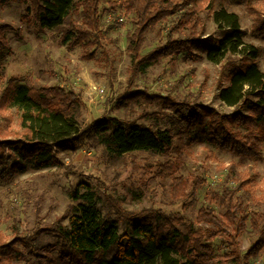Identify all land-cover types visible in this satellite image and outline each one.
I'll list each match as a JSON object with an SVG mask.
<instances>
[{
  "label": "trees",
  "instance_id": "trees-1",
  "mask_svg": "<svg viewBox=\"0 0 264 264\" xmlns=\"http://www.w3.org/2000/svg\"><path fill=\"white\" fill-rule=\"evenodd\" d=\"M232 1L245 5L253 18V35L264 40V0ZM103 2L109 4L111 11L122 8L133 16L134 30L128 43L132 76L145 74L164 58L173 59L186 52L205 53L215 64L237 56L223 67L228 85L219 94L220 100L234 111L221 114L197 102L134 91L120 98L118 105L136 115V109H143L139 119L152 120L154 125L101 118L83 128L81 93L60 86H21L10 79L0 93V178L16 175L27 165L39 170L65 167L63 159L75 154L82 141L89 138L103 146L116 164L135 152L167 157L168 161L158 164L157 174L174 176L171 193L175 199L186 201L195 200L207 185L200 176H178L185 165L187 144H206L243 159L262 157L264 72L258 60L261 49L244 43L245 31L239 16L226 9L217 10L216 0H0V7L13 3L27 6L23 22L60 34L62 42L74 49L100 46ZM175 15L178 18L169 30L166 44L143 56L147 33ZM211 17L224 31L222 39L204 37L206 21ZM11 32L21 36V29L0 23V65L10 49ZM177 33L180 36L173 38ZM147 107L155 110L147 111ZM13 108L19 115V129L9 114ZM165 121L168 127L164 129L160 124ZM209 159H216L213 152ZM237 167L232 164L226 178L234 186L207 198L208 205L198 213L197 223L208 225L207 228L187 226L183 218L158 210L132 213L111 198L108 212L103 214L96 205L85 201L76 208L68 225L57 222L42 231L63 242L58 258L52 254L54 246L33 244L31 238L17 232L8 242L0 235V264H20L33 253L44 255L52 264H249L264 252V212L249 213L245 202L264 205V174L240 172ZM257 191L262 192L261 197ZM214 203L222 207V215L212 207ZM248 223L259 237L243 255L237 241L247 231ZM183 226H187V233L182 231ZM219 236L235 245L222 259L216 257L212 245Z\"/></svg>",
  "mask_w": 264,
  "mask_h": 264
},
{
  "label": "rangeland",
  "instance_id": "rangeland-1",
  "mask_svg": "<svg viewBox=\"0 0 264 264\" xmlns=\"http://www.w3.org/2000/svg\"><path fill=\"white\" fill-rule=\"evenodd\" d=\"M26 8L18 3L0 7V23L21 29V36L15 32L8 34L10 49L0 65V93L10 79L21 86H60L81 93L84 106L80 122L83 128L101 118L138 120L148 126L154 125L152 120L139 119L143 109H136V115L118 105L120 98L134 91L197 102L213 107L221 114L234 111V108L220 100L219 94L228 85L227 72L223 67L228 60H235L237 56H229L223 63L215 64L205 53L186 52L173 59L164 58L145 74L132 76L128 43L134 24L133 16L127 15L124 9L111 11L109 4L103 2L100 7V46L70 49L62 42L60 34L23 22ZM216 9H226L239 16L245 31L244 43L261 49L258 60L264 72V40L253 35V18L245 5L232 0H216ZM177 18V15L171 16L147 33L142 47L143 56L166 44L169 30L176 24ZM203 35L222 39L224 31L211 17L206 21ZM179 36L177 33L173 38ZM90 55H94V58ZM145 110L155 109L147 107ZM9 114L14 117L15 128L19 129L20 120L16 109H11ZM160 127L167 128L168 121L161 123ZM186 148L185 165L178 176L189 178L195 175L207 181L206 187L195 200L175 199L171 193L174 176L157 174L158 164L168 161L167 157L135 152L126 161L116 164L103 146L89 138L82 141L75 154L63 159L65 167L39 170L27 165L16 175L0 178V235L8 242L20 232L31 238L33 244L54 246L56 250L52 254L58 258L64 248L63 242L42 231L57 222L68 225L76 208L85 201L96 205L106 214L109 198L120 202L124 209L132 213L158 210L167 216L183 218L187 226L207 228L208 225L197 223L198 213L208 205L207 198L216 193L221 194L225 187L234 186L226 182L232 164H236L240 172L264 174V151L261 158L250 160L220 153L215 147L206 144H187ZM210 152L215 154V160L209 159ZM261 194V191H257L258 197ZM241 195L242 192L239 193ZM245 204L249 213L264 212V205L252 201ZM212 207L217 214L224 213L218 204L214 203ZM187 226L181 228L184 233H187ZM258 237V232L248 223L247 231L237 241L241 254H246ZM232 244L225 236L214 240L212 245L216 257L222 259L235 246ZM66 252H69L68 248ZM37 254H28L20 264H52L42 257L44 255L39 257ZM249 264H264V252Z\"/></svg>",
  "mask_w": 264,
  "mask_h": 264
}]
</instances>
